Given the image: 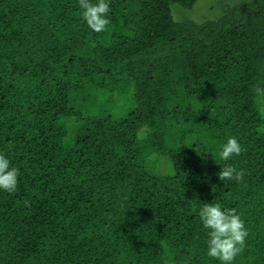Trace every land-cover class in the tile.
I'll use <instances>...</instances> for the list:
<instances>
[{
    "label": "trees",
    "instance_id": "16d2710c",
    "mask_svg": "<svg viewBox=\"0 0 264 264\" xmlns=\"http://www.w3.org/2000/svg\"><path fill=\"white\" fill-rule=\"evenodd\" d=\"M200 1L110 0L96 34L77 0H0V264H217L211 202L248 230L234 264H264V0L195 23Z\"/></svg>",
    "mask_w": 264,
    "mask_h": 264
},
{
    "label": "clouds",
    "instance_id": "9594fccd",
    "mask_svg": "<svg viewBox=\"0 0 264 264\" xmlns=\"http://www.w3.org/2000/svg\"><path fill=\"white\" fill-rule=\"evenodd\" d=\"M80 18L91 33L105 32L110 24V0H77ZM264 93V89H257ZM238 139L227 136L219 145L217 156L221 161H229L242 153ZM245 173L232 165L221 168L218 178L221 181L239 183ZM20 170L10 158L0 152V192L12 194L18 190ZM197 216L204 231L205 256L217 264H234L236 257L242 252L248 236L244 221L235 209H226L220 203L197 204Z\"/></svg>",
    "mask_w": 264,
    "mask_h": 264
},
{
    "label": "rangeland",
    "instance_id": "374dc122",
    "mask_svg": "<svg viewBox=\"0 0 264 264\" xmlns=\"http://www.w3.org/2000/svg\"><path fill=\"white\" fill-rule=\"evenodd\" d=\"M242 1L246 2L247 0H202L195 5L191 12L187 13V18L195 23H202L209 17L222 14L226 7H233Z\"/></svg>",
    "mask_w": 264,
    "mask_h": 264
}]
</instances>
